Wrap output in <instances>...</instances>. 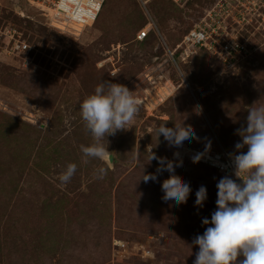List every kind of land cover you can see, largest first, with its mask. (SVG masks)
I'll return each instance as SVG.
<instances>
[{
  "label": "rangeland",
  "instance_id": "rangeland-1",
  "mask_svg": "<svg viewBox=\"0 0 264 264\" xmlns=\"http://www.w3.org/2000/svg\"><path fill=\"white\" fill-rule=\"evenodd\" d=\"M14 2L0 0V29L13 26L30 49L6 56L0 43V264H193L192 242L210 226L202 219L216 210V184L226 174L193 163L188 150L204 151L210 141L208 152H234L249 107L264 103V0H150L149 15L137 0H105L79 36L31 9L19 17ZM208 12L223 28L215 49L245 46L229 63L219 52L226 50L182 43ZM101 81L127 86L142 107L131 128L107 137L111 162L84 164L80 145L92 137L79 104ZM165 121L191 125L200 139L170 147L154 131ZM150 151L169 160L180 153L175 172L192 190L185 204L162 200L167 171L156 182L140 180L158 167ZM69 162L77 171L62 184ZM201 185L203 207L195 205Z\"/></svg>",
  "mask_w": 264,
  "mask_h": 264
},
{
  "label": "clouds",
  "instance_id": "clouds-1",
  "mask_svg": "<svg viewBox=\"0 0 264 264\" xmlns=\"http://www.w3.org/2000/svg\"><path fill=\"white\" fill-rule=\"evenodd\" d=\"M134 93L123 84L101 81L94 92L80 102L84 127L92 137L91 144L80 145L82 163L111 161L107 137L131 128L142 107ZM174 125L167 127L165 121L155 126L157 139L162 135L168 145L175 148L183 147L185 141L200 139L191 125L183 121ZM236 134L241 140L235 144V151L228 154L232 174L223 176L216 184V210L210 219H202L203 225L210 226L192 242L199 248L193 264H264V103L258 101L249 107L246 127L237 129ZM245 147L246 152L242 151ZM210 148L211 142L207 141L204 152L195 153L192 162L198 163ZM173 156L174 159L169 160L150 151L148 161L156 160L158 167L155 173L143 171L140 180L156 182L158 174L167 171L169 176L161 184L162 200H172L179 206L187 202L192 190L175 172L177 167L183 166L180 153L174 152ZM107 170L103 166L96 169L97 177L102 179ZM76 171L77 164L69 162L59 175L60 182L69 183ZM195 196V205L203 207L206 187L201 185Z\"/></svg>",
  "mask_w": 264,
  "mask_h": 264
},
{
  "label": "built area",
  "instance_id": "built-area-1",
  "mask_svg": "<svg viewBox=\"0 0 264 264\" xmlns=\"http://www.w3.org/2000/svg\"><path fill=\"white\" fill-rule=\"evenodd\" d=\"M14 10L18 16L26 19V14L23 11H29L30 9L36 11L42 17H44L50 26L57 29L60 32L68 33L70 35L79 36L83 31L94 23L99 12L102 9L105 0H14ZM150 0H137V2L143 8L145 15L148 14L147 4ZM173 2H179L183 0H171ZM208 18L203 20L202 25H197L189 30L182 43L187 49L195 48L200 49L205 47L207 50H212L217 53L218 50L228 51V56H224L221 51L220 56L223 62L229 63L230 59H233V54H240L245 52V46L241 44H235L230 46L229 44L221 46L220 49H215L212 45L215 39L213 36H220L219 32L223 31L222 26L213 18L211 12L207 14ZM206 19H209L207 21ZM151 23L142 27L137 32V39L143 40L149 34ZM225 32V31H224ZM19 33L13 26L7 25L0 29V43L6 42V47L3 48V53L6 56L15 54L17 52H24L30 49L28 43L23 40ZM216 38V37H215ZM182 43L180 45H182ZM230 49V50H228ZM193 156L197 152H204L198 149L188 150ZM229 153H213L207 152L204 157L199 161L210 167H214L219 172L226 175L232 174L231 162L229 160ZM115 245L122 246L120 242H115Z\"/></svg>",
  "mask_w": 264,
  "mask_h": 264
},
{
  "label": "trees",
  "instance_id": "trees-1",
  "mask_svg": "<svg viewBox=\"0 0 264 264\" xmlns=\"http://www.w3.org/2000/svg\"><path fill=\"white\" fill-rule=\"evenodd\" d=\"M104 3H105V1H104ZM103 5H104V4H103ZM140 29H141V28H140ZM140 29H139V30H140ZM139 30H138V31H139ZM147 36H148V35H147ZM146 38H147V37H146ZM143 40H144V39H143ZM141 41H142V40H141Z\"/></svg>",
  "mask_w": 264,
  "mask_h": 264
},
{
  "label": "water",
  "instance_id": "water-1",
  "mask_svg": "<svg viewBox=\"0 0 264 264\" xmlns=\"http://www.w3.org/2000/svg\"><path fill=\"white\" fill-rule=\"evenodd\" d=\"M111 162V161H110Z\"/></svg>",
  "mask_w": 264,
  "mask_h": 264
}]
</instances>
